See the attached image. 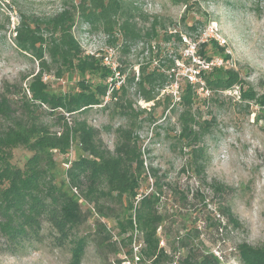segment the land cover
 <instances>
[{
  "label": "rangeland",
  "instance_id": "374dc122",
  "mask_svg": "<svg viewBox=\"0 0 264 264\" xmlns=\"http://www.w3.org/2000/svg\"><path fill=\"white\" fill-rule=\"evenodd\" d=\"M130 1L138 7L141 27L151 29L157 20L159 37L149 44L141 41L123 50L122 41L111 45L104 30H91L77 19L74 35L82 47L88 53L108 54L112 64L124 69L115 76L116 87L126 88L118 102L107 96V108L95 107L82 118L112 151L122 130H132L140 138L149 177L142 183L141 194H148L156 179L163 184L159 209L165 223L159 234L161 245L174 257L173 264H183L188 253V248L178 249L181 240L199 246L201 255L214 253L220 264H241L237 245L264 246V0H189L191 7L174 0ZM77 2L0 0V103L5 106L7 102L12 115L6 121L2 118L0 124L25 117L19 103L21 90L16 92L13 87L26 88L28 76L39 70L38 62L21 54L14 43L21 16L53 15ZM193 24L195 31L189 29ZM167 33L173 34L169 40L165 39ZM209 38L218 40L231 56L224 62L215 55L212 62L235 71L242 83L228 91L198 88L192 117L198 123L194 129L200 134L203 150L195 155L187 146L190 142L181 137L184 109L178 105V87L187 80L199 81L198 70L208 69L196 52V44ZM161 71L170 84L155 100L145 101L136 83L142 72L147 76ZM48 78L55 92L73 90L76 84L75 79ZM243 92L251 98L242 97ZM142 109L145 111L137 113ZM45 110L43 106L34 113L51 133L61 135L65 125L74 126L69 114L65 113V124ZM13 152L19 166L31 155L25 148ZM54 152L57 181L67 182L65 171L72 160L82 156L80 146L75 142L68 154ZM219 185L222 187L216 191ZM80 202L82 218L74 232L81 236L92 232L99 216L89 202L83 198ZM225 208L232 210L237 223L224 214ZM105 221L116 240V219ZM46 231L45 226L43 233ZM137 239L135 234V247ZM0 241V264H75L72 243L59 247L47 237L40 243L26 242L12 248ZM127 250L124 247L118 258L126 259ZM78 264H103L94 243L86 247ZM123 264L131 263L126 260Z\"/></svg>",
  "mask_w": 264,
  "mask_h": 264
},
{
  "label": "trees",
  "instance_id": "16d2710c",
  "mask_svg": "<svg viewBox=\"0 0 264 264\" xmlns=\"http://www.w3.org/2000/svg\"><path fill=\"white\" fill-rule=\"evenodd\" d=\"M174 1L191 7L189 0ZM137 10L130 0H78L53 15L21 16L15 27L14 43L21 54L38 62L39 70L28 76L26 88L13 87L16 92L21 90L19 103L25 117L0 124V239L5 247L40 243L50 237L59 247L73 244L75 264L81 262L86 247L92 243L103 257V264H123L126 260L131 264H173L174 257L161 245L159 234L165 223V215L159 209L163 184L156 179L152 190L141 194L142 183L149 177L140 138L132 130H122L112 151L95 134L98 131L82 118V114L95 107L107 108L108 102L104 104L107 96L118 102L126 88L116 87V71L104 63L105 53H88L82 47L74 35L77 19L86 22L91 30H104L111 45L122 41L123 50L127 51L131 44L141 41L149 44L159 37L157 20L151 29H145L140 26ZM189 29L195 31L197 26L193 24ZM177 34L182 41L181 33ZM172 37L173 34H165L166 40ZM196 48L205 65L215 55L224 62L231 58L214 38L197 43ZM117 69L124 71L121 67ZM197 74L199 81L187 80L178 87V105L184 109L181 137L190 142L187 146L195 155L203 150L200 134L194 129L198 123L192 117L199 98L198 88L228 91L242 83L235 71L223 65L200 68ZM47 76L75 79L76 84L73 90L55 92ZM168 84L170 80L162 71L147 76L142 72L136 86L145 101H152ZM246 96L251 98L243 92L242 97ZM43 106L65 124H68L65 113L69 114L74 126L65 125L61 135L51 133L34 113ZM8 107L7 102L5 106L0 103L2 122L12 117ZM131 124L133 129L135 123ZM75 142L83 154L72 160L65 171L68 181H57L54 149L61 155L68 154ZM18 148L31 153L21 166L14 161L13 151ZM221 187L217 186L216 191ZM81 198L96 209L99 218L92 232L80 236L74 230L82 218ZM231 211L225 208L224 214L237 223ZM109 218L117 221L116 240L105 221ZM124 247H128V257L120 259L118 255ZM183 248H188L183 264H220L214 253L201 255L195 244L181 240L178 249ZM236 253L241 264H264V246L254 247L245 242L237 245Z\"/></svg>",
  "mask_w": 264,
  "mask_h": 264
},
{
  "label": "built area",
  "instance_id": "2783aa9c",
  "mask_svg": "<svg viewBox=\"0 0 264 264\" xmlns=\"http://www.w3.org/2000/svg\"><path fill=\"white\" fill-rule=\"evenodd\" d=\"M104 63L111 67L114 71H116V74L119 73L117 67L111 63L110 56L108 54H105L104 56ZM215 63L211 62L210 64L206 65L208 68L210 65H214ZM217 65V64H216Z\"/></svg>",
  "mask_w": 264,
  "mask_h": 264
}]
</instances>
